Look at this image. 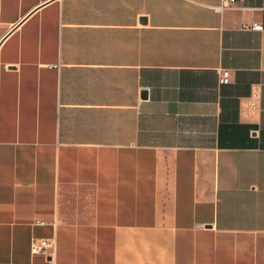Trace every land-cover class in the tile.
<instances>
[{"label": "crops", "instance_id": "0c3cea01", "mask_svg": "<svg viewBox=\"0 0 264 264\" xmlns=\"http://www.w3.org/2000/svg\"><path fill=\"white\" fill-rule=\"evenodd\" d=\"M219 2L0 0V264H264V0Z\"/></svg>", "mask_w": 264, "mask_h": 264}, {"label": "built area", "instance_id": "2783aa9c", "mask_svg": "<svg viewBox=\"0 0 264 264\" xmlns=\"http://www.w3.org/2000/svg\"><path fill=\"white\" fill-rule=\"evenodd\" d=\"M237 0H220L219 4L217 5L218 8H224L229 6L230 4L236 2ZM251 29H261L262 25L257 23H251L249 25ZM229 73L226 69H221L219 74V81L221 83L228 82ZM53 247L50 239L48 238H37L31 244V253H47L49 249Z\"/></svg>", "mask_w": 264, "mask_h": 264}]
</instances>
